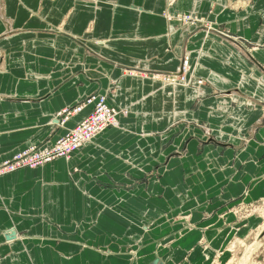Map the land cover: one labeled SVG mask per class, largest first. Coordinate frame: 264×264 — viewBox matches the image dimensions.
Returning <instances> with one entry per match:
<instances>
[{
	"label": "crops",
	"instance_id": "0c3cea01",
	"mask_svg": "<svg viewBox=\"0 0 264 264\" xmlns=\"http://www.w3.org/2000/svg\"><path fill=\"white\" fill-rule=\"evenodd\" d=\"M169 2L0 0V161L55 143L92 94L127 111L0 177V264H219L245 236L228 209L264 199V0ZM184 55L191 85L149 78Z\"/></svg>",
	"mask_w": 264,
	"mask_h": 264
},
{
	"label": "built area",
	"instance_id": "2783aa9c",
	"mask_svg": "<svg viewBox=\"0 0 264 264\" xmlns=\"http://www.w3.org/2000/svg\"><path fill=\"white\" fill-rule=\"evenodd\" d=\"M176 18L186 25H193L191 17L176 16ZM167 19L172 18L167 17ZM187 67V59H184L176 74L162 76V80L170 85H191L192 83L184 75ZM195 84L201 85L202 82L196 81ZM88 107L91 108L90 113L52 145L28 146L15 153L11 158L0 161V177L22 168H39L57 159L69 160L71 155L81 146L91 142L106 129L116 125V118L120 113L107 105L104 95H90L78 104L62 109L57 117L55 116L57 126L64 125L67 120L80 114Z\"/></svg>",
	"mask_w": 264,
	"mask_h": 264
},
{
	"label": "rangeland",
	"instance_id": "374dc122",
	"mask_svg": "<svg viewBox=\"0 0 264 264\" xmlns=\"http://www.w3.org/2000/svg\"><path fill=\"white\" fill-rule=\"evenodd\" d=\"M173 3H174V0H170L169 4H173ZM176 16H182L186 18L191 17L193 19V25H197L200 22L201 26H203L202 28L208 27V24H207V21H205V18H197V16H194L193 14H190V13H178V14H175V16H173V18L169 20L178 21V18H176ZM180 23L184 24L181 21ZM241 49L243 52H245L243 48ZM184 59H187V62H188V57L184 55L183 58L181 59L180 66L182 64V60ZM134 71L135 70H132L129 74L134 75L135 74ZM178 71L179 69H177L176 72H172L168 74L154 73V74H151L149 78L159 80L161 81V83L165 85L167 83L164 80H162L163 79L162 76H171L172 74H176ZM141 76L147 77L148 75L144 73ZM200 82L203 83L202 80ZM170 86H176V84L170 85ZM92 95H97V94H92ZM104 96L107 99V96L106 95ZM113 109L117 110L118 113H120L118 114V116L119 115L126 116L127 114V111L125 109H116V108H113ZM57 114H56V117H57ZM116 125H117V118H116ZM196 125L200 127V129H202V132L204 133L203 138L206 141L212 137V133L209 129L204 128V126L201 124H196ZM228 211L231 214H233L235 218L234 222L238 223V226L242 225L240 227L243 228L245 224V236H243L242 238H239V237L237 238L236 236L232 237L227 242V245H226V247L229 249V252H230L228 253V258L225 260V263H221L219 261L218 263L219 264H264V224H263L264 223V199L259 200L254 203H247V202H243L242 200H239L235 202L228 209ZM182 219H187V217H184V218L182 217Z\"/></svg>",
	"mask_w": 264,
	"mask_h": 264
},
{
	"label": "water",
	"instance_id": "95a60500",
	"mask_svg": "<svg viewBox=\"0 0 264 264\" xmlns=\"http://www.w3.org/2000/svg\"><path fill=\"white\" fill-rule=\"evenodd\" d=\"M261 123H263V121Z\"/></svg>",
	"mask_w": 264,
	"mask_h": 264
},
{
	"label": "bare ground",
	"instance_id": "6f19581e",
	"mask_svg": "<svg viewBox=\"0 0 264 264\" xmlns=\"http://www.w3.org/2000/svg\"><path fill=\"white\" fill-rule=\"evenodd\" d=\"M264 224V223H263ZM247 248V247H246Z\"/></svg>",
	"mask_w": 264,
	"mask_h": 264
}]
</instances>
